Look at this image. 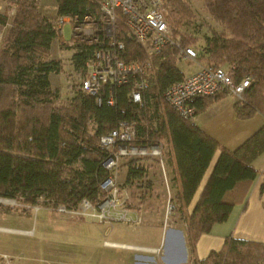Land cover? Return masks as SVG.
Segmentation results:
<instances>
[{
  "label": "trees",
  "instance_id": "1",
  "mask_svg": "<svg viewBox=\"0 0 264 264\" xmlns=\"http://www.w3.org/2000/svg\"><path fill=\"white\" fill-rule=\"evenodd\" d=\"M38 1L9 0L16 5V12L0 49V197L19 198L32 205L42 197L52 206L68 207L77 206L84 197L97 198L99 184L108 175L102 166L108 152L99 146V137L119 120L134 119L137 137L132 143L161 147L173 192L168 196L167 190H158V186L166 187L160 158H125L119 164L121 187L129 190L136 203L130 205L149 208L155 200L169 201L171 212L178 217L174 223L186 225L188 259L183 264H264V240L231 235L224 238L220 249L203 258L196 256L200 235L224 222L233 206L244 202L257 174L253 161L264 152V125L229 150L205 134L193 117L177 114L162 99L167 86L184 76L171 47L154 56V77L142 107L129 101V85L117 88L116 103L108 105L105 101L98 104L95 96L83 93L80 83L69 99L55 104L58 94L50 90L49 75L59 72L60 63L50 57V51L58 39L59 18H81L87 13L97 17L99 6L97 0H55V17L49 18L39 11ZM187 1L164 0L166 18L175 33L180 22L191 17ZM203 1L221 30H213L201 46L187 36H182V43L196 48L200 65L226 67L234 81L248 76V86L233 105L238 118L264 115V0ZM4 19L0 15V23ZM115 25L116 36L125 44L123 58H144V48L126 36L119 17ZM95 47L97 43L87 42L70 47L72 64L81 77L84 60ZM224 95L198 98L195 114ZM217 150V160L198 192ZM156 179L161 181L159 185Z\"/></svg>",
  "mask_w": 264,
  "mask_h": 264
},
{
  "label": "built area",
  "instance_id": "2",
  "mask_svg": "<svg viewBox=\"0 0 264 264\" xmlns=\"http://www.w3.org/2000/svg\"><path fill=\"white\" fill-rule=\"evenodd\" d=\"M99 15L87 13L60 18L72 24V40L65 44L72 47L75 42L97 43V47L85 58L80 89L87 95L95 96L96 102L105 101L108 105L116 103V89L129 85L128 99L132 104L142 107L144 93L154 77V56L165 48H175L179 60L195 61L197 50L192 45H184L182 36L175 33L166 18L164 0H97ZM120 18L126 36L138 42L145 51L142 59L123 58L124 41L116 36V21ZM60 23L57 34L61 36ZM249 84L248 76L234 81L229 69L223 66L200 65L199 68L181 79L169 84L162 93V99L183 118L195 115V102L204 96L219 93L231 95L235 100ZM136 120H119L108 132L100 135L98 144L108 152L102 166L108 175L99 184L97 198H82L77 206L64 204L53 206L57 214L68 217L87 218L94 222L123 221L140 222L139 217L124 208L126 196H120L116 176L119 164L124 158L151 155L160 158L163 170L161 147L159 145L140 146L132 143L137 137ZM124 194H125V190ZM169 196V194H168ZM168 202V211L171 205ZM36 205V204H35ZM33 209L39 207L32 206ZM106 245L114 243L104 242ZM11 264L9 256L0 253V260Z\"/></svg>",
  "mask_w": 264,
  "mask_h": 264
},
{
  "label": "rangeland",
  "instance_id": "3",
  "mask_svg": "<svg viewBox=\"0 0 264 264\" xmlns=\"http://www.w3.org/2000/svg\"><path fill=\"white\" fill-rule=\"evenodd\" d=\"M187 2L190 6L191 17L180 22L177 33L183 37L195 38L198 46H201L205 37L211 35L213 30L220 32L221 27L213 21L205 8L203 0H188ZM38 9L49 18L55 17V0H39ZM15 12V4L10 3L9 0H0V15L5 18V22L0 23V49L8 39V32ZM59 23L62 33L60 38L58 36V39L53 41L50 51V57L59 60L60 63L59 72L50 73L49 75L50 90H57L56 93L58 94L55 104L69 99L74 91L79 88L81 81V75L74 68L71 61L73 49L67 48L65 45L72 40V24L68 20L62 23L59 21ZM177 65L184 73L193 72L198 68L195 61L187 63V61L180 60ZM161 152V158L163 159L162 149ZM120 169H118L116 182H118V187L122 189L120 196H126L123 206L131 211L130 213L136 214L140 222L112 221L97 223L87 218H70L57 214L52 209L53 206L45 202L42 197L39 198L36 205L23 203L19 198L0 197V208L9 213L2 222L0 221V224L8 228L21 227L31 232L24 236L18 235L21 234L17 233L18 231L13 233V230L12 232L1 230V253L5 254L6 252L11 264H45L46 261L50 264H134L133 260L137 257L134 254H146L141 250L133 249L134 246L153 245L161 247L165 239V232L171 226H177L182 229V232L185 231L186 225L184 222L174 223L178 218L177 214L167 210L168 202L165 198L160 201L155 200L149 208H145L144 204L140 208L131 206L130 204L136 203L131 200L129 190L126 187H121L120 175H122V172L120 173V171L122 170ZM160 169L162 175V168L160 167ZM157 177H159V173ZM156 181L159 180L156 179ZM160 182L157 184L159 185ZM158 187L159 192L166 190V187ZM123 190H125V194ZM169 205L171 204L169 203ZM32 206L39 208L35 210ZM30 210H32V213L28 215ZM16 211L19 212L18 214L23 213L28 216L21 220L18 218L20 223H17L18 215H16ZM104 242L114 243L115 245H106ZM57 243H61L62 246H54ZM117 244L131 246L132 249L130 250L133 251L112 247ZM49 245L54 249H51V247L49 249ZM183 257L184 254L180 253L177 258L170 257V259L181 262L185 258ZM160 259L157 256L151 263L138 260L136 264H162ZM0 262L3 263L2 259Z\"/></svg>",
  "mask_w": 264,
  "mask_h": 264
},
{
  "label": "crops",
  "instance_id": "4",
  "mask_svg": "<svg viewBox=\"0 0 264 264\" xmlns=\"http://www.w3.org/2000/svg\"><path fill=\"white\" fill-rule=\"evenodd\" d=\"M188 62L190 61H187V63ZM196 63L198 64L199 68V62L196 61ZM193 72H183V74L189 75ZM234 102L235 99L233 96L224 95L223 97L210 102L205 107V109L196 113L192 119V121L196 123L205 134H207L208 136L216 140L220 145L229 150L236 149L262 125H264V115H261L260 113H256L254 116L247 119L238 118L233 108ZM218 155L219 150H217L213 155V158L201 180L198 192L205 184L217 160ZM253 165L257 170V174L248 189L244 202L235 204L228 218L224 222L214 224L208 233L200 235L196 243L197 257H206L211 250L220 249L223 244L224 238L228 235H231L234 238H241L246 240H264V190H261V185L262 183H264V152H262L253 161ZM169 171V167L166 166L163 162L162 180L166 186L167 194H169L170 196L173 192V189ZM197 194L194 198V201L196 200ZM31 211L32 210H30L29 212L30 214H28L27 212L26 213L28 215H31ZM15 213L16 215H18L16 219L17 223H20V220L22 218L28 216L24 215L23 213L18 214L19 212L17 211ZM8 214V211L5 212L0 208V221L2 222ZM1 230L8 232H12L13 230V233L18 231L17 233H21L18 235L24 236L31 233L29 230H24L21 227L8 228L0 224V231ZM165 234V239L161 247L153 245H142L138 247L134 246L133 249H138L146 252V254H134L137 256L136 259L133 260L134 264H136L138 260H142L145 263H151L157 256L161 258L160 261L162 264L185 263L188 259V252L185 244L184 231L182 232V229L177 226H171L169 231L167 229ZM182 240L184 241V246ZM54 246L60 247L62 246V244L57 243ZM50 247L51 249L53 248L49 245V249ZM112 247L129 250L132 249L130 248L131 246H127L124 244H117L116 246ZM1 252L2 251H0V253ZM180 253L184 254L185 258L183 257V261L180 262L175 261V259H170V257L177 258ZM46 262L44 263L46 264ZM47 264H50V262H47Z\"/></svg>",
  "mask_w": 264,
  "mask_h": 264
},
{
  "label": "water",
  "instance_id": "5",
  "mask_svg": "<svg viewBox=\"0 0 264 264\" xmlns=\"http://www.w3.org/2000/svg\"><path fill=\"white\" fill-rule=\"evenodd\" d=\"M169 231V230H168ZM180 235H181V233H180ZM182 243H183V246H184V241L182 240Z\"/></svg>",
  "mask_w": 264,
  "mask_h": 264
},
{
  "label": "bare ground",
  "instance_id": "6",
  "mask_svg": "<svg viewBox=\"0 0 264 264\" xmlns=\"http://www.w3.org/2000/svg\"><path fill=\"white\" fill-rule=\"evenodd\" d=\"M7 201H8V200H7ZM7 201H6V202H7Z\"/></svg>",
  "mask_w": 264,
  "mask_h": 264
}]
</instances>
